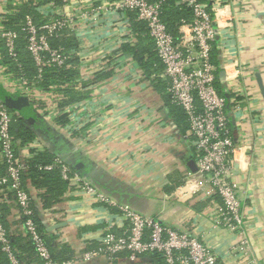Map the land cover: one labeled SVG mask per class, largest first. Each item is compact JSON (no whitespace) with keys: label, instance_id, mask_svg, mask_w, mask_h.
Segmentation results:
<instances>
[{"label":"crops","instance_id":"obj_1","mask_svg":"<svg viewBox=\"0 0 264 264\" xmlns=\"http://www.w3.org/2000/svg\"><path fill=\"white\" fill-rule=\"evenodd\" d=\"M116 1L70 0L61 5L53 0H0L1 28L5 16L23 4L36 10L39 20L32 18L36 24L61 16L72 21L55 41L57 47L67 48L68 60H73L68 67L76 74L71 82L54 84L49 91L33 87L30 94H23L12 89L16 75L2 63L6 54L0 39V90L26 98L50 131L49 136L37 132L18 155L25 162L50 150L115 204L193 236L220 264H234L232 247L239 236L215 223L219 199L200 190L202 180L189 166L195 159L188 129L182 131L174 119L154 77H146L124 50L125 45L136 46L139 37L142 48L154 49L146 26V33L135 30L129 14L112 7ZM205 3L222 14L210 59L219 68L215 87L229 100L225 112L236 149L231 179L237 186L244 236L251 258L264 264V0ZM101 73L109 76L92 84ZM66 89L88 97L61 109L60 102L71 96ZM64 113L69 122L59 126L54 119ZM23 187L50 254L66 247L74 254L73 264H165L150 255L130 261L127 253L112 262L101 256L83 260L90 251L86 247L100 243L105 233L123 232L125 221L118 208L99 203L70 181L61 201L43 210L41 191L28 180ZM0 213L8 236H25L13 195L3 188ZM0 264H7L1 248Z\"/></svg>","mask_w":264,"mask_h":264},{"label":"built area","instance_id":"obj_2","mask_svg":"<svg viewBox=\"0 0 264 264\" xmlns=\"http://www.w3.org/2000/svg\"><path fill=\"white\" fill-rule=\"evenodd\" d=\"M67 5L70 0H53ZM165 0H118L112 4L114 10L132 13L145 24L148 37L162 65L160 78L166 82V93L174 105L186 116L188 132L193 139L196 173L202 180L201 191L219 199L215 208V223L239 240L232 251L237 258L234 264H258L250 256L248 240L244 236L241 218V204L237 197V186L232 181L235 147L225 112L229 100L215 87L218 67L210 59L212 45L216 40L219 22L222 20L219 8L209 6L200 0H176L191 11V20L182 22L175 39L161 21V6ZM72 25L71 18L61 16L49 22L36 24L26 16L22 32L25 33V49L36 68V77L30 80L26 75L16 76L12 89L30 94L42 80L45 67L60 68L68 60L63 47H52L51 41L63 36ZM18 33L0 27V39L6 55L17 61ZM19 66V64H18ZM11 112L0 101V154L6 168V175L0 176V189L9 190L23 219V229L33 244L35 254L42 264H73V261L56 262L51 258L47 244L34 222L31 198L22 186L23 162L18 155L17 141L11 133ZM59 167L64 181H73L77 189L102 204L118 208L125 221L122 233L107 232L98 249L87 251L83 260L101 256L108 262L114 261L120 253H127L130 261L139 256L157 253L165 264H220L217 256L196 238L162 225L157 219L145 217L127 207L119 206L103 192L92 186L77 172L70 170L59 158L52 167ZM0 248L6 255L7 264H22L9 243L7 231L0 213Z\"/></svg>","mask_w":264,"mask_h":264},{"label":"trees","instance_id":"obj_3","mask_svg":"<svg viewBox=\"0 0 264 264\" xmlns=\"http://www.w3.org/2000/svg\"><path fill=\"white\" fill-rule=\"evenodd\" d=\"M201 2H208V0H200ZM130 19L133 22L135 30L146 33L145 24L138 21L134 14L128 13ZM26 16H31L35 21L39 20L34 7L31 5H21L17 11L6 15L1 24L5 30L15 31L18 33V42L16 52L18 53L17 61H13L7 55L2 62L3 65H7L8 68L16 75H26L30 80L36 77V68L29 53L25 49L26 35L22 32L24 20ZM161 21L166 27V30L172 35L173 38H178V27L182 22H189L191 20V11L185 5H180L176 0H165L161 6ZM136 20V21H135ZM148 37V36H147ZM142 38L139 37L136 46L131 47L129 45L124 46V50L132 54L136 65L142 69L146 77H154L153 80L156 82L158 91L164 95L169 111L172 113L176 122L183 126L182 131L188 129V123L183 111L174 105L170 99V96L166 93V82L160 78L162 72V65L157 58L155 49L146 50L142 48L139 42ZM53 46L57 47L56 41L52 40ZM1 47V46H0ZM3 48V47H1ZM67 49L65 46L63 47ZM3 52H6L3 49ZM19 64V66H18ZM73 64V60H67L64 66L60 68L56 67H45L43 69L42 80L38 83L37 88L44 91H49L51 86L54 84L57 86L64 85L71 82L75 77V70L72 71L68 65ZM109 73H101L96 76V79L92 81V84L98 82L104 77H108ZM0 92H2L0 90ZM70 98L60 102L61 109L68 107L70 104L79 102L85 99L87 93H75L73 89H66L64 91ZM73 94V95H72ZM11 111V110H10ZM32 111V108H31ZM14 113L12 119L11 133L14 139L17 141V149L30 144L36 137L37 132L45 133L50 135V131L42 124L41 118L37 117L32 113L30 116L22 117L20 114ZM54 121L59 126H66L68 124V114L64 113L56 116ZM54 154L50 150H44L40 153H35L33 157L23 162V171L21 175L22 186L27 180L31 186L41 191L39 197L42 203L43 210H50L54 205L61 201V197L68 189V181H64L61 178V172L59 167H52L50 170L44 169L46 166H52L55 160ZM6 175V168L4 164L0 165V176ZM3 225H5V218L1 215ZM20 222L23 224V219L20 218ZM34 222L39 232H41L42 226L34 211ZM9 243L14 249L18 259L22 264H42L38 260L33 244L27 234L25 236H13L9 235ZM44 238V237H43ZM45 239V238H44ZM102 243H94L87 246L85 250H95L100 247ZM73 252L69 248H62L60 252L55 253L51 251V258L56 262H65L73 258ZM150 256L157 258L159 261H163L161 256L157 253H151ZM164 263V261H163Z\"/></svg>","mask_w":264,"mask_h":264},{"label":"water","instance_id":"obj_4","mask_svg":"<svg viewBox=\"0 0 264 264\" xmlns=\"http://www.w3.org/2000/svg\"><path fill=\"white\" fill-rule=\"evenodd\" d=\"M221 77L223 73L221 72ZM0 101L11 111H14L17 114H20L22 117L30 116L32 113L31 106L28 104V101L24 97H13L0 92ZM66 165L70 166L69 161L64 162ZM189 166L196 171L195 163L191 162ZM81 165H78L77 168H80ZM88 176V175H86ZM85 176V177H86ZM97 187V186H96ZM98 188V187H97ZM102 191V190H101ZM104 193V191H102Z\"/></svg>","mask_w":264,"mask_h":264},{"label":"rangeland","instance_id":"obj_5","mask_svg":"<svg viewBox=\"0 0 264 264\" xmlns=\"http://www.w3.org/2000/svg\"><path fill=\"white\" fill-rule=\"evenodd\" d=\"M99 190V189H98ZM99 191H101V190H99ZM102 192V191H101Z\"/></svg>","mask_w":264,"mask_h":264}]
</instances>
